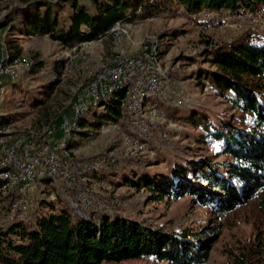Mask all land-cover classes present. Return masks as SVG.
<instances>
[{
  "label": "rangeland",
  "instance_id": "rangeland-1",
  "mask_svg": "<svg viewBox=\"0 0 264 264\" xmlns=\"http://www.w3.org/2000/svg\"><path fill=\"white\" fill-rule=\"evenodd\" d=\"M22 1L0 0V22L6 20L15 6L23 5ZM242 17H245L244 26L226 23ZM249 37L264 40V8L235 14L202 12L195 18L173 6L158 17L127 22L99 41L72 49L62 48L48 36H27L4 29L0 31V59L8 58L3 55L12 52L20 55L14 63L9 61L11 64L1 82L6 86V93L0 97V118L6 120L9 128L21 131H42L49 125L59 124L80 90L94 73L111 62L116 50L127 48L132 54H139L152 39L157 41L161 44L162 68L169 72L171 79L166 94L175 103L159 100L152 101L151 105L163 109L171 126L166 123L162 132H155L158 141L151 143V154L136 159L127 155L129 145L115 130L124 125L123 114L116 122L104 117L114 100L94 107L84 117L88 126L78 125L71 140L75 157L90 163L106 159L102 169L90 176L89 189L98 191L99 207L109 206L111 202L117 206L111 199L124 201L121 207L109 211L163 233L189 236L207 254L204 264H236L242 259L247 264H264V212L258 205L260 199L219 216L202 207L196 197L160 200L145 188L148 179L161 175L176 181L178 172L190 170L194 163L204 162L223 173L232 161L223 155L222 145L212 141L203 124L209 129L222 128L223 124L240 126L243 113L235 108L228 95L213 91L207 72L215 70L210 55L215 48ZM50 88L54 89L44 105H35L37 100H44V92ZM160 133H168V137L162 139L158 137ZM113 163L116 165L110 166ZM189 179H184L185 186ZM198 180L199 177L195 183ZM56 181L45 189L33 191L31 217L47 212L45 203L56 205L60 200L70 205L75 203L76 196L67 197ZM3 219L13 220L9 213ZM104 264L169 263L150 258Z\"/></svg>",
  "mask_w": 264,
  "mask_h": 264
},
{
  "label": "trees",
  "instance_id": "trees-1",
  "mask_svg": "<svg viewBox=\"0 0 264 264\" xmlns=\"http://www.w3.org/2000/svg\"><path fill=\"white\" fill-rule=\"evenodd\" d=\"M22 2L23 5L15 6L6 20L0 22V31L9 29L27 36H48L64 49L98 41L119 22L131 23L139 18L158 17L173 6L195 18L202 12L235 14L237 11L264 8V0ZM18 55L20 52L4 54L3 57H8L4 58L5 66H10L9 61L14 63ZM210 55L215 70L207 72L209 85L214 90L209 88L220 95H228L235 108L242 111L243 117L239 120L240 126L223 124L222 128L209 129L202 124L212 141L222 145L223 155L232 161L223 173L214 166L204 165V162L194 163L190 170L178 172L176 181L161 175L148 179L145 188L160 200L180 199L187 195L196 197L202 207L219 216L257 199H260L258 205L264 212V40L253 37L239 39L215 48ZM53 89L44 92V100H37L35 105H44ZM124 95L125 91H120L112 96L114 101L104 116L108 121L116 122L122 117L121 100ZM2 124L7 125L5 119ZM87 126V121L82 118L79 127ZM189 177L185 186L184 179ZM198 177L197 184L195 180ZM53 183L51 179L42 180L33 191L45 189ZM2 185L0 180V188ZM62 190L70 198L66 191L73 188L68 189L64 185ZM33 191L32 196L29 194L27 197L28 209L23 218L12 212V203L21 199L20 194L12 190L0 197V264H104L150 258L169 264H204L207 259V254L191 242L189 236L163 233L114 211L107 210L106 213L98 208L78 211L74 204L60 200L56 205L45 203L47 212L31 217ZM76 201L80 204L78 196ZM111 201H116V208L124 202ZM82 212L85 216L81 215ZM8 213L13 220L6 222L3 217ZM236 264L247 262L242 259Z\"/></svg>",
  "mask_w": 264,
  "mask_h": 264
},
{
  "label": "bare ground",
  "instance_id": "bare-ground-1",
  "mask_svg": "<svg viewBox=\"0 0 264 264\" xmlns=\"http://www.w3.org/2000/svg\"><path fill=\"white\" fill-rule=\"evenodd\" d=\"M126 24H127L126 22L117 23L105 36L111 35L121 26H124ZM104 37H102L101 39H103ZM156 39L158 38L156 37ZM159 46H161V44L158 45V42L152 39L149 42V44L146 46L147 47L146 50L143 49L144 51L139 53V54L148 53L150 66L154 68V69H148L147 74L140 75V83H149L152 82L153 79V84L159 87H155L154 89H152V86H145L143 91H141L140 95L136 98V103H127L125 104V108H124L123 103L132 102V95H130L131 80H124L123 85L115 84V86L112 87V89H109L102 97H99L97 100L93 102H86V106L81 108V111H74L73 115L69 119L68 130L64 132V138L61 141V153L63 154H58V161H65V168H72V161H66V156L74 157L75 151L74 148L71 147V140L73 137V133L76 132L78 129L80 120L89 114L90 109L98 105H101L107 101L109 102L112 96H114L115 93L120 91H125V95L121 100V111L123 114L124 125L119 126L115 130L120 132L125 142L129 145L130 149H128L129 152L127 155H129L132 158L138 159L139 157L141 158L143 154L144 155L149 153L151 154L152 152L151 143L158 141L156 140L157 138L155 137L156 136L155 134L157 133L155 132H162L160 130L164 124L166 125V123L168 124V126H171L170 119L168 118L167 114L163 111V109L158 108L156 105H155L156 107L154 105H151V102L162 100L163 102L169 104L175 103V100H173V102H170L171 97L169 98L166 94L167 88H169L171 84V79L168 74L169 72L162 68V64L160 60L161 48H159ZM119 49L121 53L132 54L127 50V48H119ZM117 51L118 50H116V52L114 53L112 60H115ZM112 60L109 64L103 66L96 73H94V75L91 77L88 84L86 85L90 84V81L92 80L93 77L99 76L101 73H104L107 68H108V73H115L116 62H112ZM155 69L157 70L159 75H164V76H155ZM6 73H7V67L5 66L4 58H2L0 59V77L5 78ZM5 89L6 88L2 85V83H0V97L6 93ZM82 90H80V92L77 94L73 103L77 102L78 97L81 96ZM160 95H163V97H160ZM127 112H137L138 119L142 121V124H140V122L128 123ZM54 128H57V123L55 125L54 124L49 125L48 127L44 128L42 131L15 130L9 128L5 124H2L0 118V140L9 139V134H15L16 140L18 141H26L27 137L28 140H35V137H42V135H44L46 131H53ZM161 134L162 133H160L158 137H163L162 139L168 137V133H163L162 135ZM105 162L106 159H104L103 162L102 161L96 162V160L92 163L87 162V167H91V168L83 169L80 175H74V183H82L83 191L80 192V196H78V200L80 201V204H84L83 211L89 210L91 208H99V209L106 208L105 205L99 207L101 202L98 200V195H97L98 191H92L89 189V185H90L89 183L91 181L90 176L98 172L100 169H102ZM14 179H15V172L13 170V167H10V165H1L0 180L3 183V185L0 188V197L6 195L7 192L9 191L12 192V190H15L18 194H20L21 199L16 201L15 203H12V212L19 213L20 217L23 218L26 210L28 209L27 197L29 196V193L27 191H20L19 189H15ZM49 179L60 180V178L39 176L37 180H35V183L33 184L32 191L35 189L36 185L40 183L42 180H49ZM65 185L66 188L68 189L73 188V183H65ZM87 191L90 192L88 193ZM94 196H96L97 198H94ZM115 206L116 204L111 202L109 206L107 205V208L108 210H115L116 209ZM81 215H84L83 212Z\"/></svg>",
  "mask_w": 264,
  "mask_h": 264
},
{
  "label": "built area",
  "instance_id": "built-area-1",
  "mask_svg": "<svg viewBox=\"0 0 264 264\" xmlns=\"http://www.w3.org/2000/svg\"><path fill=\"white\" fill-rule=\"evenodd\" d=\"M244 19L245 17H242L239 21L229 20L226 23L244 26ZM112 62H116L115 73H108L107 68L104 73L93 77L90 84L83 87L77 102L72 103L70 111L61 118L57 128H54L53 131H46L42 137H35V140H28L27 137L26 141H18L15 134H9V139L0 140V166L10 165L13 167L15 189L27 191L31 196L35 180L39 176H46L60 178V187H64L65 183H73V190L66 191V193L69 196L71 194L80 196V192L83 191L82 183H74V175H80L83 169L91 168L87 167V160L66 156V161H72V168H65V161H58V154H63L61 153V141L64 138V132L68 130L69 119L74 111H81V108L86 106V102H93L102 97L115 84L123 85L124 80H131L130 95H132V102L123 103L124 108L127 103H136V98L145 86H152V89L159 87L153 84V79L149 83H140V75L147 74L148 69H154L150 66L148 53H121L118 49L115 60ZM155 76L164 75H159L155 69ZM2 81L4 78L0 77V83ZM127 116L128 123L140 122L142 124V121L138 119L137 112H127ZM94 198L97 197L94 196ZM73 204L78 211L84 210V204H77L76 201Z\"/></svg>",
  "mask_w": 264,
  "mask_h": 264
}]
</instances>
